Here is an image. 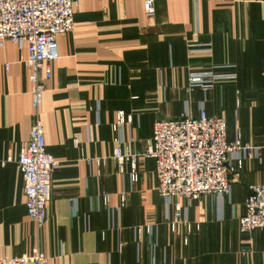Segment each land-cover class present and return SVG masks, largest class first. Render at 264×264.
<instances>
[{"label":"crops","instance_id":"1","mask_svg":"<svg viewBox=\"0 0 264 264\" xmlns=\"http://www.w3.org/2000/svg\"><path fill=\"white\" fill-rule=\"evenodd\" d=\"M74 21L57 38L51 77L41 75L46 150L59 161L41 226L18 165L33 115L28 53L0 45V259L40 247L50 264H264V229L240 230L250 187L264 184V0H155L151 16L144 0H78ZM212 70L236 78L189 89L191 73ZM202 103L226 122L228 142L239 130L260 159L237 169L230 199H182L192 229L174 234L155 160L139 158L132 188L130 164L122 176L112 159L113 124L119 111L132 115L123 149L142 153L155 123L199 118ZM124 188L130 202L111 219ZM147 225L154 233L136 240L134 228Z\"/></svg>","mask_w":264,"mask_h":264},{"label":"built area","instance_id":"2","mask_svg":"<svg viewBox=\"0 0 264 264\" xmlns=\"http://www.w3.org/2000/svg\"><path fill=\"white\" fill-rule=\"evenodd\" d=\"M77 3L78 0H0V45L11 42L28 53L23 63L30 70L33 115L30 137L21 150L18 165L24 180L26 209L37 226L44 224L46 209L52 200V175L59 166V161L46 150L41 118L45 85L41 75L51 77L50 63L58 58V36L74 32ZM144 11L148 16L154 15L155 0H144ZM235 78V75L214 70L191 73L189 89L207 92L215 82ZM133 121V116L124 111L117 113L113 124L116 147L112 159L122 176L126 174V164H130L128 177L132 188L139 182V158L155 160L158 193L165 202L167 222L174 234H180L182 227L189 232L192 229L188 208L182 204V199L198 200L207 194L215 195L220 203L230 199L237 169L242 168L245 160L260 159L261 148L244 144L239 130L235 140L228 142L226 122L209 117L204 103L199 118L187 113L155 123L152 142L142 153L132 154L123 149L125 127L131 126ZM97 161L103 164L105 158ZM249 191L246 214L240 218L242 233L264 229V184L253 185ZM131 194V188L122 190L120 206L112 211L111 219L127 207ZM104 200L108 202L107 195ZM72 204L76 208L75 199ZM134 231L138 240L144 231L152 235L154 226H139ZM0 264L50 263L40 247H36L31 255L1 258Z\"/></svg>","mask_w":264,"mask_h":264}]
</instances>
